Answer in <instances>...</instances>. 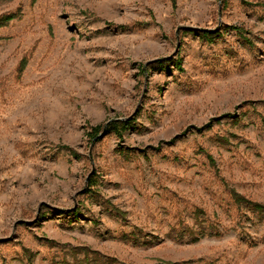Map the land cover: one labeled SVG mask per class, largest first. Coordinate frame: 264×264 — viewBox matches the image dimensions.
Wrapping results in <instances>:
<instances>
[{"label": "rangeland", "instance_id": "obj_1", "mask_svg": "<svg viewBox=\"0 0 264 264\" xmlns=\"http://www.w3.org/2000/svg\"><path fill=\"white\" fill-rule=\"evenodd\" d=\"M7 15L0 264H264V215L234 200L264 206V0H0Z\"/></svg>", "mask_w": 264, "mask_h": 264}, {"label": "trees", "instance_id": "obj_2", "mask_svg": "<svg viewBox=\"0 0 264 264\" xmlns=\"http://www.w3.org/2000/svg\"><path fill=\"white\" fill-rule=\"evenodd\" d=\"M16 18L15 15H7L5 17H3L0 20V27L5 26L6 24H8L9 22H11L12 20H14ZM211 35V33H206V35H204V38H210L209 36ZM180 67V63L178 64ZM131 122L132 120H127V121H111L109 122L106 126H105V130L103 129V127L101 125L96 126L92 129V132L89 133V136L92 138V140H96L98 139L99 134L101 133L102 130H104L105 134L106 133H115L119 138H122L123 134L130 128L131 126ZM207 128H210V125L207 126ZM67 150H70L69 148H66ZM71 152V151H70ZM72 155H74V153L72 152ZM92 186H95L94 181H92L90 188ZM234 200L237 204H246L248 205L253 211L257 212L260 215H264V206L258 203H252L250 201L245 200L244 198H242L241 196H239L238 194L234 193ZM78 212L75 213V215H77Z\"/></svg>", "mask_w": 264, "mask_h": 264}]
</instances>
